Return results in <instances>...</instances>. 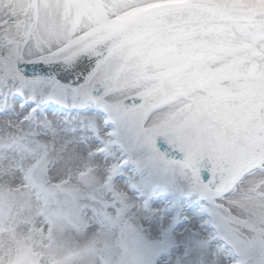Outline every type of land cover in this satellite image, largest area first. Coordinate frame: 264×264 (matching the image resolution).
<instances>
[{
    "label": "snow or ice",
    "instance_id": "6c2138e0",
    "mask_svg": "<svg viewBox=\"0 0 264 264\" xmlns=\"http://www.w3.org/2000/svg\"><path fill=\"white\" fill-rule=\"evenodd\" d=\"M0 264H264V0H0Z\"/></svg>",
    "mask_w": 264,
    "mask_h": 264
}]
</instances>
